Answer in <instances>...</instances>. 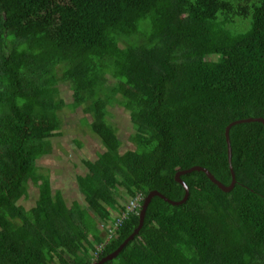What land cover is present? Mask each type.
<instances>
[{
	"label": "trees",
	"instance_id": "16d2710c",
	"mask_svg": "<svg viewBox=\"0 0 264 264\" xmlns=\"http://www.w3.org/2000/svg\"><path fill=\"white\" fill-rule=\"evenodd\" d=\"M113 104L130 149L107 119ZM65 109L87 113L103 148L76 176L84 205L40 174L25 208ZM247 117L264 119V0H0V264H93L137 226L149 191L183 197L177 171L201 166L228 185L224 128ZM229 139V191L181 174L187 199L152 196L101 264H264V126L235 123ZM105 207L118 213L110 229Z\"/></svg>",
	"mask_w": 264,
	"mask_h": 264
},
{
	"label": "rangeland",
	"instance_id": "374dc122",
	"mask_svg": "<svg viewBox=\"0 0 264 264\" xmlns=\"http://www.w3.org/2000/svg\"><path fill=\"white\" fill-rule=\"evenodd\" d=\"M110 81V79H109ZM61 96L68 101L70 99L68 91V83L61 82L59 85ZM87 113L76 109L62 110L60 117L62 126L59 133L51 139L52 148L50 152L36 160V173L27 182V189L23 197L19 200V204L25 208L33 206L37 199V185L34 183L37 175L43 174L48 177L53 190H59L64 201L68 206L72 205L73 201H78L84 205L82 194L76 186V176L86 172L83 165L84 159L97 158L103 148L98 141L80 121L79 115ZM108 121L113 125L119 139L121 140V150L132 148L129 136L132 132L131 123L128 113L116 104L108 106ZM39 183V179H38ZM125 197L120 199L121 203L130 208L129 202L125 201ZM104 210L110 216L107 221V226H113V221L118 217L117 211L112 207H105ZM110 226V227H109ZM101 234L107 235V231L101 224Z\"/></svg>",
	"mask_w": 264,
	"mask_h": 264
},
{
	"label": "water",
	"instance_id": "95a60500",
	"mask_svg": "<svg viewBox=\"0 0 264 264\" xmlns=\"http://www.w3.org/2000/svg\"><path fill=\"white\" fill-rule=\"evenodd\" d=\"M250 121L261 122L264 126V119H262L261 117H247V118L233 120V121L229 122L224 128V137H225L226 149H227V161H228V166H229V171H230V176H231V180H230V183L228 185L222 184L206 168L201 167V166H192L190 168L177 171L175 173L174 177H175V180L178 181L184 188L183 197L178 201H173V200H170L167 197L163 196L161 193H159L156 190L149 191L147 193V195L144 197L141 208L139 210V219H138L137 226L133 229V231L122 241V243L113 252L108 253L107 255L101 257L99 260L95 261L93 264H101L104 261L115 257L119 253V251L128 243V241H130L133 238V236L138 232L139 228L142 225L146 206L148 205L152 196L157 195V196L161 197L162 199H164L165 201H168L171 204H176V205L183 203L187 199V197H188V186L179 178V176L181 174L186 173V172H190L192 170L203 171L206 174V176L213 183H215L221 190L229 191L234 186L235 181H236L235 180V174H234L232 166H231V146H230V139H229V128L235 123L250 122Z\"/></svg>",
	"mask_w": 264,
	"mask_h": 264
},
{
	"label": "built area",
	"instance_id": "2783aa9c",
	"mask_svg": "<svg viewBox=\"0 0 264 264\" xmlns=\"http://www.w3.org/2000/svg\"><path fill=\"white\" fill-rule=\"evenodd\" d=\"M130 208L128 209L129 211L132 210L134 207H136L137 202L136 200H130L129 202Z\"/></svg>",
	"mask_w": 264,
	"mask_h": 264
}]
</instances>
